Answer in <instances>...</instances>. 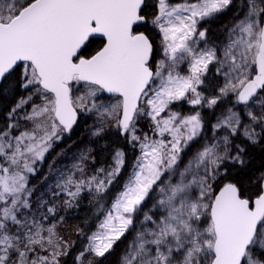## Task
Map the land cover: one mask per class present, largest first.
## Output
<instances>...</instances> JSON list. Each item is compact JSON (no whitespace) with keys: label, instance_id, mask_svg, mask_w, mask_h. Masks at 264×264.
<instances>
[{"label":"snow or ice","instance_id":"snow-or-ice-1","mask_svg":"<svg viewBox=\"0 0 264 264\" xmlns=\"http://www.w3.org/2000/svg\"><path fill=\"white\" fill-rule=\"evenodd\" d=\"M150 6L0 0V97L29 93L0 129V264H104L130 230L119 264H264V169L249 159L264 151V0ZM232 9L226 42L199 28ZM180 102L193 112L174 111ZM81 117L93 119L89 145L49 164L53 180L33 198L29 176ZM20 121L31 126L13 135ZM109 137L140 153L112 196L123 148L87 174L91 145L107 150ZM85 195L98 222L90 234L76 227L77 249L58 231V209H78Z\"/></svg>","mask_w":264,"mask_h":264},{"label":"trees","instance_id":"trees-1","mask_svg":"<svg viewBox=\"0 0 264 264\" xmlns=\"http://www.w3.org/2000/svg\"><path fill=\"white\" fill-rule=\"evenodd\" d=\"M179 1L180 0H171V2L173 3H178ZM150 4L152 6H150L149 8V12L154 13L156 11V6H155L156 0H150ZM234 12L235 9H232L225 14L218 15L210 21H205L201 23L199 28L201 30L207 28L208 35L213 41L218 43L222 42L223 38H225L228 33V29L231 28L232 25L238 19V17L234 16ZM98 47H99V43L98 42L94 43L92 47L89 49V51L90 52L94 51ZM28 94H29L28 92L17 87L15 89L14 94H9L0 97V129H3L7 124L6 114L10 110L11 106L15 104L17 99H19L20 97L27 96ZM172 107L175 111L181 112V114H188L193 112L192 106L184 102H180L179 104H174ZM215 111L219 113L221 109L217 108L215 109ZM208 112L209 110L205 109L203 111V114L207 115ZM22 122L24 121H20L21 128L18 130H14L13 135H18L19 132L22 129H24L22 128V124H23ZM92 122H93L92 119L85 120L83 117L78 119V123L76 126H74L71 135L69 136L65 134L63 140L55 144L54 147L46 154L43 164L38 165L39 171L36 173V175L29 176V187L30 188L35 187L36 189L33 198H35V195L44 193L48 182L53 180V177L51 175H48L49 164H52L53 168H58L59 166L54 165L57 159L61 162L67 160L68 159L67 156L69 155V153L71 152L74 153L76 151V149H71V148L79 143V140L86 132V129L89 126H91ZM139 127L143 131L138 132L137 134L142 135L143 132L148 129V122L140 121ZM107 143L109 144L107 150H102L100 146L95 144L91 145L93 149L92 156L95 157V161L94 163H89L87 168V174L92 175L97 169L101 167L107 169L112 164L111 156L114 148L117 147L123 148L126 154L125 166L121 172L120 177H118L117 182H114L112 188H110L109 190V196H112L120 190L121 184L127 178L128 173L131 170L132 164L135 158L138 156V150H132L126 144V142L119 137H109ZM69 145H71V147H68ZM88 145L89 143L85 144V146ZM62 150H65L67 155L57 156V153H60ZM249 151H250L249 159L251 162V170L264 169V151H261L259 148H252ZM68 163H70V161H67L64 165ZM45 175H48L47 181L44 180ZM45 198H47V195H45ZM62 199L63 197H61V200ZM57 203L59 204L60 201H57ZM58 211L59 214L64 216V223L58 226V231L60 232L61 235L65 237V239H68L70 241L72 240L77 241L76 248L80 249L85 241H83L82 238L76 234V227L79 226L80 228H83L86 233L90 234V230L95 231V225L98 222L96 218L93 216V205L89 203V198L86 195L83 196L79 202V208L76 210L70 209L64 211L58 209ZM85 220L88 221L87 226L84 223ZM127 243H128V237L125 236L124 238H122L121 242H118V244L115 246V251L110 256H108V258L104 261V264H119L120 256L122 252L126 249ZM68 264H71L70 257L68 258Z\"/></svg>","mask_w":264,"mask_h":264},{"label":"rangeland","instance_id":"rangeland-1","mask_svg":"<svg viewBox=\"0 0 264 264\" xmlns=\"http://www.w3.org/2000/svg\"><path fill=\"white\" fill-rule=\"evenodd\" d=\"M170 3H172V4H175V3H173V2H171V0L169 1ZM180 2H182V0H180L178 3H180ZM226 37H227V35H226ZM226 37L225 38H223V40H222V42H226ZM83 89L81 88L80 89V91H76L75 89H74V91H73V96L75 97V96H77V95H80V94H82L83 93ZM38 102V101H37ZM174 110V109H173ZM175 111V110H174ZM188 114H190V113H188ZM92 121H93V119H92ZM23 124H22V128H26V127H30L31 125L30 124H28L27 122H22ZM93 124V122L91 123V125ZM24 129H22L21 131H23ZM146 131H149V129H147ZM149 134H151V133H149ZM143 135V134H142ZM141 135V136H142ZM87 143H89V136H88V133L87 132H85L84 134H83V136H82V138L79 140V143L77 144V145H75V146H73L71 149H76V151L75 152H77L78 151V149L81 147V148H83L84 146H85V144H87ZM72 152L71 153H69V155L67 156V160H64L63 162H61V161H59L58 159L56 160V162H55V164H54V162H53V164L54 165H57V166H59L60 167V165L62 164V165H64L67 161H70V157L72 156ZM140 153H139V151H138V155H139ZM129 174V173H128ZM36 179V178H35ZM45 189V188H44ZM46 190V189H45ZM120 190H121V187H120ZM119 190V191H120ZM133 235H134V233L130 230L127 234H126V236L128 237V243H129V241L130 240H132V238H133ZM128 243H127V245H128ZM127 247V246H126Z\"/></svg>","mask_w":264,"mask_h":264},{"label":"water","instance_id":"water-1","mask_svg":"<svg viewBox=\"0 0 264 264\" xmlns=\"http://www.w3.org/2000/svg\"><path fill=\"white\" fill-rule=\"evenodd\" d=\"M170 1V0H169Z\"/></svg>","mask_w":264,"mask_h":264}]
</instances>
